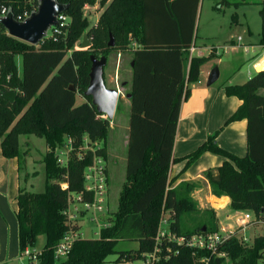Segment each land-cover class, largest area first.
Wrapping results in <instances>:
<instances>
[{
    "label": "trees",
    "instance_id": "16d2710c",
    "mask_svg": "<svg viewBox=\"0 0 264 264\" xmlns=\"http://www.w3.org/2000/svg\"><path fill=\"white\" fill-rule=\"evenodd\" d=\"M201 0H58L68 8L65 34L57 41L47 38L37 46L7 35L0 24V93L16 90L14 103L0 98V149L5 159H17L20 177L25 172L26 154L21 152L19 136L34 135L44 140L42 159L45 172L44 192L30 193L18 188L16 196L18 243L20 254L34 249L42 236L44 246L38 264H105L109 255H117V264L142 260L156 246L160 221L167 213L170 232L191 236L218 229L215 210L198 208L191 198L194 185L187 183L169 189L170 166L182 102L189 98L186 84L199 81L200 68L207 57L187 51L193 45L195 20ZM109 2V3H108ZM104 8L96 26L89 28L85 5ZM229 5L220 0L214 8ZM37 0H0L16 19L29 16ZM259 11V45L264 50V1ZM1 15V14H0ZM89 28V31H87ZM84 32L92 34L91 46L73 47ZM109 35L114 47L107 44ZM133 44L137 45L136 49ZM100 51L130 53V112L126 141V174L117 200L98 239L73 241L64 261L54 257L61 238L77 225L68 223L69 200L80 196L90 203L93 194L84 188V173L95 157L107 160L106 143L111 122L100 116L84 91L89 85L90 55ZM22 58L19 73L15 57ZM96 57V55H94ZM187 72L184 74V62ZM131 63L133 66L131 67ZM74 87V91L69 89ZM264 69L254 73L243 85L224 87L225 96L235 97L241 105L226 120H246V149L238 157L217 145L219 132L210 135L184 159L190 166L205 153L224 159L217 168L205 173L211 193L229 198L228 210L251 212L254 219L264 215ZM261 92V93H260ZM86 100L76 105L75 97ZM70 142L67 162L58 161L57 148ZM101 143L94 152L84 150ZM106 170V169H105ZM107 173V170H106ZM27 176V175H26ZM26 176L25 180H26ZM108 182V181H107ZM191 218L187 227L185 218ZM135 241L136 250L116 251L119 241ZM166 249H169L168 252ZM227 257H215L210 264H260L264 258V235L245 245L237 238L221 249ZM193 251L175 243L161 244V254L169 258L160 264H195Z\"/></svg>",
    "mask_w": 264,
    "mask_h": 264
},
{
    "label": "crops",
    "instance_id": "0c3cea01",
    "mask_svg": "<svg viewBox=\"0 0 264 264\" xmlns=\"http://www.w3.org/2000/svg\"><path fill=\"white\" fill-rule=\"evenodd\" d=\"M231 18L233 20L232 24L239 25L236 15H232ZM229 27L231 28V26ZM230 30L233 29L231 28ZM248 33H251L249 27ZM195 38L196 35L194 36L193 44H195ZM243 39L242 37L238 38L237 41L228 40L224 44L219 45L212 43L213 38L206 36L205 43L201 45L202 47H197L195 44V47L199 49H208L207 47H212L213 49L208 53L211 56L210 59L202 66H208L204 73L205 77L202 78L201 67L199 81L186 84L190 95L180 106L173 147V160L175 159V161L170 166L169 189H175V187H179L178 185L185 183L194 185L191 198L197 203L198 208L201 210L213 208L217 214L228 211L229 198H218L212 195L210 185H208L207 179L205 178V173L210 169L220 166L224 159L212 153H205L188 167L185 166L186 161L180 159H184L192 154L199 145L204 143L210 135H213L217 131L219 134L216 142L220 148L226 151L228 150L238 157L245 156L247 152L246 120L232 122L224 126L226 120L241 105V101L235 97L225 96L224 87L227 85H243L254 73L263 70L264 50L259 45V39L257 42H243ZM136 47L137 45L133 44V48L136 49ZM214 49H223L224 53H231L232 57H235L238 51L242 49L247 54L251 53L249 55L250 62L246 75L235 76L238 71L231 73L228 69L225 70L223 75L220 70V65L222 66L224 63L219 59L221 56H216ZM117 56L118 64L128 59L130 65V53L118 52ZM123 56H125L124 59H122ZM15 63L20 73L22 71V58L20 55L15 57ZM214 66H217L219 70L218 80L207 87V77ZM123 86H125V83H123ZM261 92H264V90H261ZM75 100L76 105H81L86 101L79 95L75 97ZM30 136L24 137L29 138ZM26 147L24 151L20 150L27 155L25 172L29 176V180L33 177L34 173L37 174L40 171L44 173L45 178L43 163L40 160V163L37 164L32 160L29 142H27ZM45 151L46 149L39 156H43ZM17 169V159H5L1 155L0 149V264H17L19 260H22L18 243V225L16 219L18 208L16 196L19 191L18 188L22 187L20 184L23 179L20 178ZM24 181L28 182L27 178ZM27 186L31 188L32 184L26 185L25 190ZM12 213L15 214V218H13ZM233 213L235 215L238 214V212Z\"/></svg>",
    "mask_w": 264,
    "mask_h": 264
},
{
    "label": "rangeland",
    "instance_id": "374dc122",
    "mask_svg": "<svg viewBox=\"0 0 264 264\" xmlns=\"http://www.w3.org/2000/svg\"><path fill=\"white\" fill-rule=\"evenodd\" d=\"M220 0H201L198 8L197 17L195 20V44L197 47L201 46L205 43L206 36H210L213 38L212 43L214 44H224L225 41L234 40L237 41L238 38H244L243 42H257L259 39V33L261 31L260 25V16L259 11L261 9L260 3L264 0H227L229 5L223 6L222 9L216 10L214 8L215 4ZM109 3V2H108ZM104 8H100L99 4H95L94 6L85 5L83 8L84 15L87 18L89 23V28L91 26H96L98 22V18L102 13ZM236 15L237 20L239 21V25L232 24L233 20L231 16ZM233 30H230L231 28ZM248 27L250 29V34L248 33ZM87 28V31H89ZM89 40H92V34L89 36ZM109 42V39H108ZM107 42V43H108ZM81 43V37L73 47L78 48ZM202 47V46H201ZM208 49L201 48V51L205 57L208 53L213 49L212 47H207ZM216 56H221L219 59L224 63L222 66L220 65V70L224 75L225 70L237 72L235 76H243L246 75V71L249 66V58L251 53H246L244 50L238 51V54L235 57H232L231 53H224L223 49H214ZM224 53V55H223ZM93 55H96V58H100L102 54L100 51H96ZM125 56L122 57L124 59ZM118 56L116 52H111L107 56L106 66L104 68V82L108 88L117 89L119 92L118 103L113 115V120H111L110 128L108 130V139L106 143V148L108 152L107 160L104 161L106 170H107V190L104 197V208H106V212L101 214V216H97V223L106 227L107 219L110 217V214L115 212L117 209V200L119 194L122 190V185L125 181V164H126V141L128 137V125H129V112H130V102L129 99H126V95L129 94L130 84H131V71L128 59L123 60L122 63L117 62ZM184 62V74L187 72V62ZM208 66H204L201 68L202 78L205 77L204 73L206 72ZM125 83V86H123ZM29 140V141H28ZM29 142L30 154L32 160L39 164L40 160L42 162L43 156H39V154L43 153L46 149V145L43 139L30 136L24 137L20 136V149L24 151L27 147L26 144ZM101 143L94 144L91 148H99L101 147ZM68 142L61 148H57L56 154H58V161L60 165L64 166L67 162V152H68ZM86 148H84L85 150ZM37 173V172H36ZM26 172L22 173L21 186L22 189L25 188L26 185L32 184V187H26V191L30 193H40L43 192L45 178L44 173L39 172L37 174L34 173L33 177L29 180V176ZM27 177V181L24 179ZM46 177V176H45ZM73 206V205H72ZM211 209V208H209ZM245 215L247 213L251 216V222L245 225V228H240V230L236 231V238L241 241L245 245H251L255 238L264 235V225L259 224L254 221L251 212H240ZM13 218H15V214L12 213ZM92 214L87 212H81L80 218L77 220L78 225H82V235L85 240L87 239H95V235H91V233L98 231V226L95 223L90 222L92 218ZM169 216L166 213L164 215V219L168 220ZM235 215L232 211L228 210L227 212L216 213L215 219L217 220L218 228L219 227H227L231 229H237L236 222L234 220ZM163 219V220H164ZM192 219L186 217L185 224L187 227H192ZM11 227V226H10ZM244 229V230H243ZM241 231V232H240ZM98 233V232H97ZM100 236V231H99ZM98 236V237H99ZM245 237L247 242L242 241V238ZM44 238L42 236L38 237L36 240V246L34 251L41 252L44 246ZM138 248V243L135 241H119L116 245V251L122 250H136ZM22 257V256H21ZM117 255L112 254L109 255L106 259L105 264H117ZM60 261H64V259H60ZM260 264H264V258L259 262ZM17 264H29L26 258L22 257V260H19ZM124 264H143L142 260H137L133 262H125ZM224 264H231V260L226 259Z\"/></svg>",
    "mask_w": 264,
    "mask_h": 264
},
{
    "label": "built area",
    "instance_id": "2783aa9c",
    "mask_svg": "<svg viewBox=\"0 0 264 264\" xmlns=\"http://www.w3.org/2000/svg\"><path fill=\"white\" fill-rule=\"evenodd\" d=\"M6 12L7 11L5 8L1 9L0 16H5ZM27 17L28 16L26 15L25 18ZM25 18L22 19L21 17H18L17 20L24 21ZM67 21L68 18L66 16H59L57 25L49 29L46 39L51 38L52 40L57 41L58 38L64 35L66 32L64 28L67 24ZM187 56L188 61L193 56L204 57L201 49L195 47V44H193L188 49ZM68 146L69 150L70 142H68ZM95 149L96 148L93 149L86 146L85 150L94 152ZM105 169L106 167L104 164V160L101 157H95L92 163L88 167H86L84 173V188L86 189V192H91L93 194V200L90 203H83L80 196H74L69 200V208L66 212L68 223L77 225L80 229L70 230L61 238L54 250V257L57 260L65 259L71 249L73 241L84 239L81 230L82 225L77 224V220L80 218L81 212L88 211L92 214L93 217L90 219V222H96L95 224L98 226V233L101 228H104V226L102 225H100L99 228V225L97 223V216H101V214H104L107 210L106 208H104V197L107 190L106 186L108 181ZM163 219L164 217L160 221L161 223L156 236L155 249L151 253H148L144 256L143 264H160L163 259L169 258L167 255L163 256L161 254V244L163 241H167V244L175 243L178 246H185L191 249L193 251L192 256L194 257L195 264H210V262L215 257H227L221 249L230 240L236 238V231L240 230V228H245V225L251 222V216L249 213L243 215L238 212V214H236L234 218L237 229L219 227L217 230L212 232L201 231L199 233H194V235L191 236H183L172 234L169 229L170 222L167 219ZM254 221L264 225V215H262L261 220L257 221L256 219H254ZM97 232L91 233V235H95V239L99 238V234ZM242 241L247 242V239L243 237ZM166 250L170 252L169 249ZM39 255L40 252L34 251V249L30 248H26L21 254L23 258L27 259L29 264H38L37 258Z\"/></svg>",
    "mask_w": 264,
    "mask_h": 264
},
{
    "label": "water",
    "instance_id": "95a60500",
    "mask_svg": "<svg viewBox=\"0 0 264 264\" xmlns=\"http://www.w3.org/2000/svg\"><path fill=\"white\" fill-rule=\"evenodd\" d=\"M67 8V4L62 5L58 0H37L36 8L30 12L24 21L17 20L15 14L11 10H8L5 16H0V24L8 36L14 37L28 45L37 46L46 39L49 29L57 25L58 17ZM107 45L114 47V40L111 35H109ZM90 46L91 42L88 34L84 32L79 49H88ZM106 60L105 56L96 58L94 55H90L91 68L89 72V85L83 95L90 98L92 106H94L100 116L111 121L114 118L113 115L119 100V92L117 89L108 88L104 82V68L107 65ZM132 66L133 63H131ZM218 76V67L214 66L208 74L207 87L214 84L218 80ZM69 89L74 91L73 86H70ZM16 94V90L1 92L0 98L13 104ZM129 98L130 94H127L126 99ZM202 231H205V229L203 228Z\"/></svg>",
    "mask_w": 264,
    "mask_h": 264
}]
</instances>
